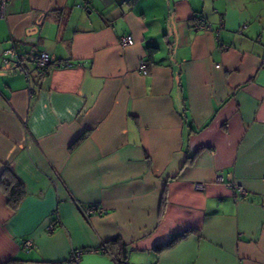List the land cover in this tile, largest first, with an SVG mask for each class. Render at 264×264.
Masks as SVG:
<instances>
[{
  "label": "crops",
  "instance_id": "crops-1",
  "mask_svg": "<svg viewBox=\"0 0 264 264\" xmlns=\"http://www.w3.org/2000/svg\"><path fill=\"white\" fill-rule=\"evenodd\" d=\"M5 13L0 176L25 194L13 208L0 188V264L72 249L118 264L114 238L128 264H264V0H8ZM12 45L17 66L2 59ZM40 51L69 65L40 74ZM92 203L104 213L85 216Z\"/></svg>",
  "mask_w": 264,
  "mask_h": 264
},
{
  "label": "built area",
  "instance_id": "built-area-1",
  "mask_svg": "<svg viewBox=\"0 0 264 264\" xmlns=\"http://www.w3.org/2000/svg\"><path fill=\"white\" fill-rule=\"evenodd\" d=\"M8 0H0V17L4 18L6 13H5V7H6V3ZM198 29H202V30H211L212 27L203 22L202 20L199 21L198 25H197ZM134 39L133 36L128 34L125 35L123 37L120 38V43L123 45H130L133 44ZM3 62L8 64L13 63V65H19L20 64V59L18 57L17 51L15 50L14 45H12V47L6 49L3 52V56H2ZM30 61L34 64V67L36 68V70L40 73V74H45L48 71V68L55 64L56 66H68V63H56L55 61H53V59L50 57V55L46 52V51H40L37 53H34L30 56ZM138 70L139 72L143 73V74H147L148 73V64L144 59H141L138 63ZM223 180V177L220 175H216L215 176V181L217 182H221ZM197 188H201L203 187V183H196L195 185ZM238 189L244 193L245 190L243 189V187L238 186ZM83 214L85 216H89L91 214H103L104 213V209L95 204H88L86 205V207L83 208ZM32 247V241L30 239H28L25 243H24V248L26 252H29V250ZM100 249H95V251H99ZM86 250L84 249H72L69 254L67 255V257H65L62 261L60 262H45V261H26L24 264H80L81 263V256L83 254V252H85Z\"/></svg>",
  "mask_w": 264,
  "mask_h": 264
},
{
  "label": "trees",
  "instance_id": "trees-1",
  "mask_svg": "<svg viewBox=\"0 0 264 264\" xmlns=\"http://www.w3.org/2000/svg\"><path fill=\"white\" fill-rule=\"evenodd\" d=\"M156 49L157 48L155 47H149L148 48L149 55L155 52ZM86 135L87 133L81 134L77 139H75L70 144L69 149H73L75 146H77ZM198 152L199 149H197L191 156L187 158L186 163H190L193 160V158L198 154ZM0 188L6 192L8 203L13 208L17 207V205L20 203V201L22 200L25 194L22 182H20L12 173V171L8 168H6L0 176ZM165 203H166V190H164L163 192L162 205H165ZM191 231H192L191 228H187L184 231H182L180 234L171 236L166 242L155 245L154 250L160 252L162 250L172 247L176 242L185 238ZM109 243L113 245L117 244L116 246L117 249L115 253L113 252V255L117 260V263L128 264L127 262L128 250L126 245L122 241H120L119 238H114L110 240ZM2 264H22V263L16 260H10Z\"/></svg>",
  "mask_w": 264,
  "mask_h": 264
}]
</instances>
